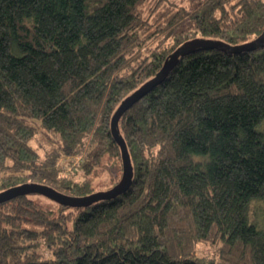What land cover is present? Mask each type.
I'll return each instance as SVG.
<instances>
[{"label":"trees","instance_id":"1","mask_svg":"<svg viewBox=\"0 0 264 264\" xmlns=\"http://www.w3.org/2000/svg\"><path fill=\"white\" fill-rule=\"evenodd\" d=\"M146 1L0 0V191L35 181L95 192L103 161L122 162L115 110L170 53L195 37L236 45L264 31V0H190L163 29L185 27L174 42L151 47ZM33 120L66 154L89 143L83 179L56 167L58 151L40 161ZM119 126L131 187L57 211L39 194L1 203L0 264H264V226L252 216L264 200V47L184 56ZM218 240L217 259L193 253Z\"/></svg>","mask_w":264,"mask_h":264},{"label":"water","instance_id":"2","mask_svg":"<svg viewBox=\"0 0 264 264\" xmlns=\"http://www.w3.org/2000/svg\"><path fill=\"white\" fill-rule=\"evenodd\" d=\"M264 47V31L254 39L242 44H229L220 39L195 37L185 41L172 53H170L164 61L162 68L156 75L135 91L125 97L115 110L111 119V132L120 147L122 157V177L119 182L106 190L95 191L87 195H72L58 190L57 188L41 182L28 181L9 187L0 191V204L11 200L20 195L39 194L43 195L61 205L68 207H88L94 202L113 199L126 192L133 183L134 168L131 160V155L128 149L127 142L123 137L119 122L122 115L132 107L143 96L154 89L158 84L162 83L164 79L170 74L173 68L186 55L199 50L221 49L231 53H240L242 51H252Z\"/></svg>","mask_w":264,"mask_h":264},{"label":"rangeland","instance_id":"3","mask_svg":"<svg viewBox=\"0 0 264 264\" xmlns=\"http://www.w3.org/2000/svg\"><path fill=\"white\" fill-rule=\"evenodd\" d=\"M190 6V0H147L142 9L144 16L151 23V41L148 46H156L160 44V40H163V44L170 45L174 42V37L184 26H176L172 29L167 28L163 30L168 23V17L181 7L188 8ZM145 48L143 49V51ZM36 127V134L31 139L32 146L39 152L40 161H44L54 151L59 152V157L56 160V167H58L65 175H69V178L75 180L83 179L81 170H78V165L84 161V154L87 153L89 143L83 148L82 154H66L62 148V142L60 139L44 129L38 120L30 121ZM101 172L98 176L97 173L93 178L94 191L106 190L115 185L122 175V162L117 158H109L103 161ZM1 172V171H0ZM3 172V171H2ZM73 172V173H72ZM62 173V174H63ZM72 174V175H71ZM43 207L53 210L59 209V203L45 197V196H32ZM252 216L257 219L260 226H264V200L256 201L253 205ZM221 241H199L196 242L193 247V253L201 258H218L219 248L221 247ZM49 252L45 253V256H49Z\"/></svg>","mask_w":264,"mask_h":264}]
</instances>
